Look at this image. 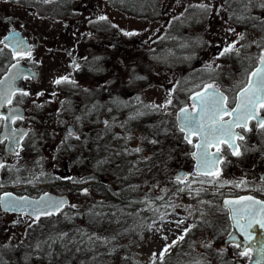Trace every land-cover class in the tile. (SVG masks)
<instances>
[{"label":"rangeland","instance_id":"rangeland-1","mask_svg":"<svg viewBox=\"0 0 264 264\" xmlns=\"http://www.w3.org/2000/svg\"><path fill=\"white\" fill-rule=\"evenodd\" d=\"M130 1L124 0V8L119 9L112 0H102L97 2L93 10L88 8L79 14L90 16L95 12V15L107 14L116 18L121 23L123 36H118L122 43L120 50L113 47L107 50V57L97 58L96 61L92 59L98 65L97 68L92 67L86 74L81 73L76 80L70 59L62 48L76 45L75 41L86 37L91 27L100 25L84 24L78 32H67V26L52 21V15L49 17L42 7H39L38 12L37 9L20 6L18 0H0V41L10 28L9 21L4 18L9 14L21 16L45 41L44 47L32 52L27 58L40 68V80H28L27 95L21 93L15 98L17 103L27 108L25 119L17 122L29 126L31 132L24 147L8 156L0 181V194L11 190L19 195L38 196L46 190L55 192L58 188L63 192L70 186H76L77 181L60 183L52 178L59 168L64 171V159L67 156L72 161L70 156H74V149L71 144H78L76 151L83 154L89 142L87 137L90 131L87 128L98 127L92 142L97 143L101 138L107 141L101 146L90 148L88 161L101 167L118 162L119 165L115 163L111 171H115L116 176L120 173L115 182L118 189L123 193L138 191L146 196L158 194L160 203L156 199L137 201L148 205H154L155 202L165 208L160 217L150 223L149 230L142 233L141 241L135 245L137 262L130 264H222L211 263L201 255H194L195 252L188 255L187 259H182V262L166 260L168 251L161 256L166 246L179 242L182 235L193 227V242L207 241L219 229V225L210 228L208 221L222 218L218 211L212 209L207 212L205 205L201 204L203 200L198 205L199 211L187 214L185 209L192 204V200L197 199L195 194L180 196L169 191L168 179L173 178L176 169L172 164L176 161L174 155L178 153L174 147L177 148L176 142L181 137L173 120L178 111L177 101H185L204 83L219 80L229 96L236 93L259 58V32L251 23L246 24L244 20L230 16L227 0H142L141 7L131 5ZM92 4L87 6L92 7ZM254 7L258 16H252L258 20L259 15H264V4L261 0L246 3V9ZM65 10L67 8L64 6L59 8V12ZM203 11L207 12L204 19L201 15ZM109 26L115 28V24ZM110 38L116 42L115 34ZM229 47L232 50L225 52ZM57 48L60 50L57 51ZM144 55L146 60L142 59ZM107 58V66L100 64ZM8 63L9 55L0 43V76ZM117 74L124 75L127 84L133 88L131 90L128 86L124 95L117 93L112 83L108 85V79L115 78ZM65 77L66 80L63 79ZM57 80L61 82L56 83ZM73 102H84L80 112L73 111ZM62 113L64 118L60 119ZM92 114L97 117L91 119ZM103 116L108 121L103 122ZM70 119L77 126L76 139L66 128ZM1 126L2 120L0 129ZM261 142L264 145L263 139ZM65 153L66 157L57 159ZM68 166V171L74 172L78 178L87 174V170L81 169L79 165L73 166L71 163ZM226 169L215 178L205 179L189 168L190 180L186 186L190 191L215 199L246 190L243 181L247 180V175L244 170L230 165ZM151 179L155 180L153 185L149 183ZM157 185L159 188H156ZM84 190L85 196L92 198L88 199L90 201L103 199L97 191L88 190L87 187ZM83 197L78 195L73 198L72 210L67 208L63 214L68 216L71 212L75 213L73 208L82 206ZM183 199L187 201L184 206ZM103 209V213L108 211L106 206ZM52 223L55 224L53 221L46 224L48 232L52 234L49 238L48 234L42 233L43 223L39 219L7 214L0 208V264H44V259L37 263L41 255L47 257L46 263L49 264L76 262L81 247L73 249V237L82 234L81 238L89 239L94 233L75 231L65 241L64 235L56 233L57 224L53 226ZM13 244L22 246L23 251L12 250ZM131 255H134V251L127 253V256ZM55 260L58 262L54 263Z\"/></svg>","mask_w":264,"mask_h":264},{"label":"flooded vegetation","instance_id":"flooded-vegetation-1","mask_svg":"<svg viewBox=\"0 0 264 264\" xmlns=\"http://www.w3.org/2000/svg\"><path fill=\"white\" fill-rule=\"evenodd\" d=\"M77 0H18V3L20 6L24 8H31L37 9L38 12H40L39 7L44 8L45 12L49 15H52V21H59L62 22L64 25H66V31L69 32V30H76L77 32L81 29V26L84 24H99V27H91L90 28V37L95 39V42L97 44H94L95 47H98L99 45H104V48H90L91 50L97 52L95 55H92L91 57H85L86 55L83 54L82 50V44L80 41L76 43V45H72L71 48H62V51L69 57L70 59V65L72 68V71L75 73L79 72H87L91 71L92 67L97 68L96 61L97 58H104L107 56L106 47H112L114 45L113 39L110 38V36H113V34L116 35V45L119 50L122 48V43L120 44V38L118 36L122 35V29H121V23L117 21L116 18L107 16V14L103 15H95L94 12L93 15L90 16H80L79 14L83 12V10L91 8L90 10H93L96 7L97 2H100L102 0H80L79 3L76 5L75 2ZM92 1L94 2L92 4ZM117 8L123 9L124 7V0H115ZM150 1V0H149ZM17 2V0H16ZM131 2V1H130ZM93 5L92 7H89L87 5ZM66 7L67 10L64 12H59L60 7ZM72 10V12H70ZM100 17H106V19L101 20ZM6 20L10 23V28L6 33L11 31L12 29H19L29 40L31 44V50L28 54L20 57L25 63L29 64L32 67L39 68L37 65L32 64L30 61L27 60L29 55L32 52L38 51L41 47H44L45 45L43 42L44 40H41L40 36H38L31 27L28 26V23L25 19L20 17H15L12 14L6 15L4 17ZM31 24V23H30ZM29 24V25H30ZM115 24V28H113L112 25ZM108 25V26H107ZM28 26V27H27ZM97 32H100L99 37L97 38ZM99 41H97V40ZM111 41V42H109ZM84 44H87L84 42ZM8 55H9V63L6 67V69L16 60L14 53L10 47H5ZM60 50V48H57V51ZM93 59V60H92ZM108 58L106 61H100V64L107 66ZM105 66V67H106ZM40 69V68H39ZM101 82V81H100ZM99 82V84H101ZM96 83V82H95ZM97 84V83H96ZM103 84V83H102ZM15 103H17L15 101ZM84 102L82 103H73V111L80 112L81 107H83ZM230 105V104H228ZM24 106V105H23ZM25 107V106H24ZM26 108V107H25ZM27 111V108H26ZM261 114L264 115V107H260ZM122 116V115H120ZM96 118V114L91 115L92 118ZM123 117V116H122ZM121 117V120L123 119ZM103 122L108 121L106 116L102 117ZM70 122H72V119H70ZM74 124V123H73ZM75 125V124H74ZM77 127V126H76ZM105 128V126H104ZM98 127L92 126L91 128H87L90 132L88 134H96L98 131ZM245 139L243 140V144L241 146V150L239 151L240 155H235L232 151H230V148L227 145H223L221 149L225 153V160L222 165L221 173L223 171H226L227 166L230 165L231 167H239L244 170V173L247 175L245 178L247 180L243 181L246 186V190L225 194L222 197H219L218 199L210 198V197H204V194H200L195 192L194 190L190 191V188L186 186V183L190 180L189 177V161L187 158V145L185 143L182 144L181 138L179 142H176V147H174V150L178 153L174 155V159H176L175 162H173L172 167L178 168H186L188 176L183 181L176 180L175 178L169 177L168 179V189L169 191H175V193H179L180 196H183L186 193H194L197 197L196 200H192V204L187 207L186 213L192 215V213L199 211L200 208H198V205L201 203L200 201L203 200L204 207L207 208V212L210 210L218 211L220 212L221 219L213 218L208 222V225L210 228H214L216 225H219V229L214 232L205 242H193L191 235H188L187 232H185L182 235V239L180 238L176 244L171 245L168 248V254L166 256V259H176L179 262H182V259H187L188 255L190 256L192 253L195 252L194 255H201L207 259V261H210L211 263H222V264H234L237 259H241L244 262H247L252 254V251L247 249L245 250L248 255H242L239 251V247L235 243H226L225 237L229 233V231L232 229V223L230 219L229 209L224 207V198L227 197V195H238L240 193H251L254 194L257 197L264 199V145L260 142L262 141V136L264 135V128L259 127L256 124V121H251L250 126L245 130ZM78 134V133H77ZM77 134L75 137H77ZM252 134V137L249 135ZM196 138L193 137L190 141L195 142ZM2 142V140H0ZM3 146L4 143L2 142ZM1 148V146H0ZM101 148L100 150H102ZM195 173V172H194ZM197 174V173H195ZM198 175V174H197ZM201 178L210 179L215 178L216 176L210 177V176H201L198 175ZM155 180H150V184H153ZM156 188H159V185L156 186ZM210 196V195H209ZM184 199L182 200V205L184 206L185 203ZM215 205V206H214ZM216 209V210H215ZM204 211V209H203ZM189 244L187 243V239ZM192 240V242H191ZM197 249V251H196ZM243 251V252H245Z\"/></svg>","mask_w":264,"mask_h":264},{"label":"water","instance_id":"water-1","mask_svg":"<svg viewBox=\"0 0 264 264\" xmlns=\"http://www.w3.org/2000/svg\"><path fill=\"white\" fill-rule=\"evenodd\" d=\"M12 33L17 34L18 37L23 41L21 47L16 48V43L11 39ZM5 37H10V38L8 40H5ZM5 37L3 38L4 43L6 45H11L13 49L14 48L16 49L14 51L15 55L26 54L29 51V47L26 44V40L22 37L20 32L12 31L10 34L6 35ZM261 57H264V49L261 51L260 57L258 59V64L252 70V72L256 68L262 67V65L260 64ZM25 77H31L32 79L36 80L40 77V72L38 70L32 69L31 67L27 66L22 61L17 60L9 67V69L3 74L2 78L0 79V81L3 82L0 83V101H4L3 105L0 106V117L4 116L3 129L0 132V138L2 140H7L5 144V150L8 153H13L18 149H20L22 147L26 135L29 132V129L27 127L20 126L15 128L13 126V122L17 117H24L25 115L24 108L20 105H14L12 107H8L9 102H7L9 98L10 101H12L14 94L23 89ZM249 79L246 85L237 92V101L234 108L238 103L243 104L244 102H246L245 98L241 97L240 93L242 89L249 86ZM251 79L253 80V84H254L255 78H251ZM201 97H203L206 100L214 99L215 101L218 102L224 97L227 98V94L219 89L217 83L208 84L200 91H197L194 94H192L189 98V103L183 106L178 113L177 120H178V126L180 128L185 115L184 113H182L181 111L182 109H186L188 114H191L192 116L199 118L200 113L198 112V109L202 107V105L199 103V99ZM226 101L227 99L224 101L225 106H226ZM191 104L195 105L196 107L194 111L191 109ZM258 107H259V103L256 104L255 108L252 109V111L255 113V116L258 117V119L257 118L255 119H257L258 124H260V122L264 120V117L258 115L257 112ZM226 108L230 111V109L227 106ZM5 117H8V119H5ZM238 117L240 121H245V114L243 110L239 114L233 113L231 117L229 119H226L225 121H236ZM251 118L253 117L249 116L246 118V125L248 124ZM208 122L209 121L207 117H205L203 123L207 125ZM69 130L71 132H74L75 129L73 125L69 126ZM229 131L231 135L235 137L234 144L238 145L237 137L238 136L243 137V134L237 131V126H235V123L231 125L230 129L228 126L225 127V133H229ZM194 134L199 136V139L196 143V149L193 152L196 155H193L192 153L193 157L196 160L195 169L198 172H202V173L211 172V174H214L218 172L220 169V163L223 159V154L221 151L217 153V149L212 151L211 147L212 146L219 147L222 144V142H224L227 139V135H225L219 142L214 141L213 143L207 146V152L216 154V159H218L219 161L218 163L211 165L209 167L208 165H205L203 163V161L205 160L203 147H197V145L203 144L202 134H198L196 131H192L191 133H189L188 129L187 128L185 129V136L187 138H190ZM233 149L234 151H238V148H233ZM3 163H4V156L0 154V165H3ZM198 164H200L199 169L197 167ZM184 175H185L184 171H179L178 176L184 177ZM5 194H11V195L5 196ZM242 197H252L254 199L242 200L241 199ZM0 200H3L5 204L13 201L16 202L15 210H7L5 206L1 204V207L4 210H7L9 212H26L31 216L57 213L61 211L67 204L70 203V198L67 194L59 195L52 193L50 191L42 193L39 197H32L29 195L19 196L14 192L7 191L1 195ZM226 201L238 202L233 205L226 204L230 209V215L233 221V230L229 235V237L227 238V241L239 243L242 249H245L246 247L253 248L254 253L248 264H264V229L260 228V226L255 223V221L264 219V212L260 211L261 205L255 202L256 201L264 202V200L253 197L252 195H241L239 197H227L225 199V202ZM234 213L236 214L237 218L240 219V224L244 225L248 235H245L244 231H241V229L235 223L233 219ZM249 221H253L252 228L247 227ZM249 236L251 237V239L248 238ZM236 264H243V263L237 262Z\"/></svg>","mask_w":264,"mask_h":264},{"label":"trees","instance_id":"trees-1","mask_svg":"<svg viewBox=\"0 0 264 264\" xmlns=\"http://www.w3.org/2000/svg\"><path fill=\"white\" fill-rule=\"evenodd\" d=\"M249 1L251 2L252 0H227V11L230 16L235 17L238 20H244L246 24L251 23V26L257 32H259L260 42L258 43V46L259 49H262L264 48V15H259V18L257 20L255 18L256 16H258L256 8L254 7L250 10L246 9V3ZM261 1L264 4V0ZM206 13L204 11L201 13L203 19L205 18ZM252 14L257 15L252 16ZM202 17L200 16L201 19ZM251 18L255 19L251 21ZM157 42H159V40ZM108 50L110 51L112 50V48H108ZM142 59L146 60L147 58L144 55L142 56ZM112 80H115L113 87L115 91L119 94L124 95L129 86V84H127V81L125 80L124 75L121 76L117 74L115 75V78H112ZM136 88L141 89L140 87ZM130 89L132 90L133 88L130 87ZM177 102H179V100ZM85 149L87 150L88 147H85ZM87 154H89L88 150ZM80 162L81 169L88 170L89 168H96L93 167L94 163L90 165L86 163L85 158ZM111 167L112 166L108 167L103 172H97L98 174H93L92 176L89 175L87 177H93V179L98 182L102 178V174H106ZM85 179L88 178L79 177L76 180L80 181L81 183ZM101 187L103 195L106 196L105 202L109 205L108 213L106 214H102L101 212L97 211L96 207L93 208L94 202L88 200L90 199L89 195L85 196V192H83L81 189L75 192L74 190L70 189L69 192L74 198H76L78 195L84 196L82 206L73 208L75 210V213L71 212L70 214L72 215L69 214L68 216H66L62 211L59 214L41 216L38 218L39 221L43 223L42 233H44V235L48 234L50 236L49 238H51L52 234L48 232L49 228L46 224H50L51 221L57 224L56 233L64 235V239L66 238L65 241L68 240L67 236H70L71 233L75 231L94 233L88 245H86L87 238H81L83 236L82 234H80V237L79 235L75 236V238L73 237L71 242L74 247L73 249L76 250L77 246L81 247V251L77 253V255L80 254V257L75 259V261L77 260L76 262H62L64 264H130V262H137V260L135 261L134 258L132 259L134 255L123 256L122 253L135 249L137 241H141L142 233L144 231H148L150 221L155 218V216L143 209L137 211V207L132 199V195L130 196L129 193L121 192L117 189L116 186H114V184H105L104 182H102ZM67 208H71L72 210L71 206H68ZM55 224L52 223L53 226H55ZM188 240L187 243L189 244ZM11 247V249L16 252L23 251V249L21 248L22 246L20 245L13 244L11 245ZM50 257L54 258L55 255H51ZM67 257L69 256L67 255ZM40 258H38L39 261H37V263H41L42 259L45 260L44 264L50 263H46L47 257H43L41 255ZM56 262L58 261L55 260L54 263Z\"/></svg>","mask_w":264,"mask_h":264},{"label":"snow or ice","instance_id":"snow-or-ice-1","mask_svg":"<svg viewBox=\"0 0 264 264\" xmlns=\"http://www.w3.org/2000/svg\"><path fill=\"white\" fill-rule=\"evenodd\" d=\"M203 7V6H202ZM101 20L106 19V17H100ZM134 33H127V35H133ZM10 37H5V40H8ZM11 39L16 43V48L21 47L23 44V41L18 37L17 34L12 33L11 34ZM0 43H3V41H0ZM16 49L14 48L13 51ZM231 47L226 48L224 51L228 52L231 51ZM223 54V52L221 53ZM260 64L262 67L256 68L253 72H251L250 79H249V86L242 89L240 95L241 97L245 98V101L243 104L238 103L235 108L232 110H228L225 106L224 101L227 99L226 97L222 98L220 101H215L214 99H209L206 100L203 97L199 99V103L202 105L200 109H198V112L200 113L199 118L192 116L191 114L187 113L186 109H182V113H184V119L181 125L180 130L185 131L187 128L189 133L192 131H196L198 134H202V139H203V144L202 145H197V147H203L204 149V157L205 160L203 163L205 165H208L209 167L211 165H214L218 163V159H216V154L214 153H208L207 152V146L211 143L219 142L225 135H227V139L224 141L225 143L228 144V147L230 148H238V145L234 144V139L235 137L231 135L230 131L229 133H225V127L228 126L229 129L233 123H235V126L241 127L244 126L246 127V118L251 116L253 118H257L255 116V113L252 111V109L255 108L256 104L259 103L261 107H264V57H261ZM251 78H255V83L253 84V80ZM63 79H67L66 77ZM60 80H57L56 83H60ZM0 83H3L0 81ZM23 95H27V93H22ZM199 96V94H198ZM7 102H11L10 98L7 100ZM171 101H169L170 103ZM4 101H0V106H2ZM218 104V106H217ZM244 111L245 114V121H240L239 117L237 118L236 121H225L223 120L224 115H229L231 116L233 113L239 114L241 111ZM205 117L208 119V124L205 125L203 123ZM5 119H8V117H5ZM260 127L264 128V120L260 122ZM187 138V137H186ZM189 143L191 141L189 140ZM220 149L217 148V153H219ZM235 155H240L241 153L239 151L234 152ZM193 155H196L193 153ZM2 167V165H0ZM198 169L200 167V164L197 165ZM208 174H211L209 172ZM179 180L180 177H177ZM11 194H5V196H9ZM43 199V198H42ZM242 200H253L254 198L252 197H242ZM228 205H233L238 203L237 201H226L225 202ZM255 203L261 205V212H264V202L256 201ZM0 204H3L7 210H15V205L16 202H9L5 204L3 200H0ZM50 214V213H49ZM233 219L237 226L241 229V231H244L245 235H248L244 225L240 224V219L237 218L236 214H233ZM256 224L260 226V228L264 229V219L255 221ZM248 228L253 227V221H249ZM251 239V237H248ZM182 239V237H181ZM175 243V242H174ZM239 247V245H237ZM168 247L166 246L164 250L161 253V256H163L164 252L168 251ZM242 255H248V253L242 252Z\"/></svg>","mask_w":264,"mask_h":264}]
</instances>
